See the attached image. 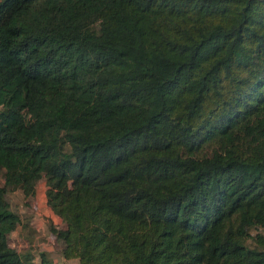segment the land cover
Here are the masks:
<instances>
[{
    "label": "trees",
    "instance_id": "1",
    "mask_svg": "<svg viewBox=\"0 0 264 264\" xmlns=\"http://www.w3.org/2000/svg\"><path fill=\"white\" fill-rule=\"evenodd\" d=\"M0 169V264L40 179L78 264H264V0H0Z\"/></svg>",
    "mask_w": 264,
    "mask_h": 264
},
{
    "label": "rangeland",
    "instance_id": "2",
    "mask_svg": "<svg viewBox=\"0 0 264 264\" xmlns=\"http://www.w3.org/2000/svg\"><path fill=\"white\" fill-rule=\"evenodd\" d=\"M26 115L32 118L30 114ZM3 183V170L0 169V186ZM45 190V180L40 179L36 183L34 195L25 197L18 188L7 194L10 208L20 217V224L7 235V239L9 245L15 247L26 263L34 261L39 263L40 252H46L56 264L60 262L65 228L60 219L46 204ZM250 232L252 235L256 234L255 230ZM246 245L256 247L251 238L246 240Z\"/></svg>",
    "mask_w": 264,
    "mask_h": 264
},
{
    "label": "crops",
    "instance_id": "3",
    "mask_svg": "<svg viewBox=\"0 0 264 264\" xmlns=\"http://www.w3.org/2000/svg\"><path fill=\"white\" fill-rule=\"evenodd\" d=\"M12 247L15 248L14 246H12ZM38 261L40 263V259ZM34 263L39 264V263H37V261H34ZM53 263L56 264L54 261H53ZM58 264H78V262H77L76 259H65V258L62 257V255L60 253V262Z\"/></svg>",
    "mask_w": 264,
    "mask_h": 264
}]
</instances>
